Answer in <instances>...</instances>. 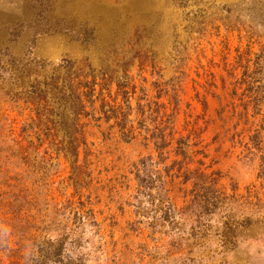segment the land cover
Returning <instances> with one entry per match:
<instances>
[{"label": "rangeland", "instance_id": "374dc122", "mask_svg": "<svg viewBox=\"0 0 264 264\" xmlns=\"http://www.w3.org/2000/svg\"><path fill=\"white\" fill-rule=\"evenodd\" d=\"M90 83L110 106L128 93L134 128L138 103L149 131L173 114L172 141L192 134L190 150L206 156L188 168L202 160L220 173L222 208L181 216L190 184L166 177L174 231L159 224L157 198L136 195L133 176L134 164L157 154L139 130L126 143L113 119L84 115L77 95ZM263 87L264 0H0V113L20 125L29 110L64 112L51 149L58 165L47 173L56 202L65 194L92 210L97 226L75 229L65 246L83 264H264V97L251 98ZM178 237L198 246L181 241L169 253Z\"/></svg>", "mask_w": 264, "mask_h": 264}, {"label": "trees", "instance_id": "16d2710c", "mask_svg": "<svg viewBox=\"0 0 264 264\" xmlns=\"http://www.w3.org/2000/svg\"><path fill=\"white\" fill-rule=\"evenodd\" d=\"M241 82L251 86L255 81L244 78ZM88 85L89 87L87 84L79 86L87 90L77 95V102L82 105V110L86 106L90 109L89 112H84L86 117L95 123L100 120L108 123L113 119V126L118 129L120 137L126 143L134 140V133L139 130L138 135H142L144 147L151 144L156 152L157 162H153L151 156L140 159L134 164L133 176L136 182V195L147 197L150 204L157 198L159 224L168 223V226H171L170 231H174V225L170 223L172 205L164 189L163 180L166 177L178 179L181 185L190 184V188L184 189L183 192L184 206L179 212L181 216L188 215L197 219L211 217L222 208L226 195L216 188L220 173L210 170L211 167L205 166L202 160L196 161L194 169L188 168V165L193 163L195 155H201L202 158L206 156L203 150H190L192 134L187 137L180 136L172 141L173 114L166 115L167 123H159L149 131L144 125V115L147 113L138 103L134 115L137 127L134 128L133 121L129 120L133 109L127 92H116L115 98L112 99L114 105L110 106L101 91L95 97L94 83ZM108 97L111 98L110 95ZM262 97L264 95L254 93L251 98L257 104ZM119 98L120 102L116 103ZM172 98L176 100V96L173 95ZM10 101L15 102L13 99ZM84 101L87 103L86 106L83 105ZM96 102H99V108L95 107ZM17 117L23 118V114L19 112ZM42 117H45V125L39 119ZM53 117H58V121L56 122ZM64 118L63 111L56 114L52 110L50 113L29 110V114L18 125L16 119H10L9 116L0 113V264H83L81 257L72 260L66 254L65 246L75 229L83 227L86 223L92 227L97 226L92 210L85 211L82 203H73L65 194H61L62 202H56L50 196L52 184L49 183L50 177L47 173L49 168L58 165L57 158L52 157L51 151L59 131L58 125L56 127L54 124L62 125ZM15 124L18 127L15 128ZM48 124L51 126H47ZM113 126L108 129H112ZM148 134H151L150 137ZM44 144L47 147L40 151ZM171 144H174V148L169 151ZM191 145L198 146L199 143L195 141ZM170 153L175 159L169 161L168 166L163 165L169 159ZM159 166L164 177L159 170H154ZM170 172L173 173L170 175ZM162 194L163 197L160 196ZM164 204L166 208L163 207ZM227 225L224 223L225 227ZM188 240L190 239L178 237L175 242L169 243L168 252L180 251L181 241L185 242L186 247L198 244L196 240L191 243L187 242ZM229 241L227 233H224L221 236V247L227 249ZM78 242L79 236L70 244ZM77 246L79 247L75 244V247Z\"/></svg>", "mask_w": 264, "mask_h": 264}]
</instances>
